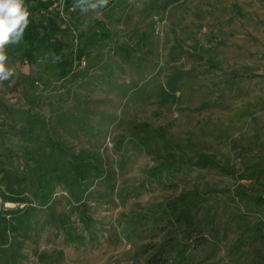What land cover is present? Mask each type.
I'll use <instances>...</instances> for the list:
<instances>
[{
  "label": "rangeland",
  "instance_id": "374dc122",
  "mask_svg": "<svg viewBox=\"0 0 264 264\" xmlns=\"http://www.w3.org/2000/svg\"><path fill=\"white\" fill-rule=\"evenodd\" d=\"M48 11L83 57L65 78L7 62L0 264H264L249 183L192 165L264 152V0L54 2L29 20ZM189 193L200 246L172 220Z\"/></svg>",
  "mask_w": 264,
  "mask_h": 264
},
{
  "label": "trees",
  "instance_id": "16d2710c",
  "mask_svg": "<svg viewBox=\"0 0 264 264\" xmlns=\"http://www.w3.org/2000/svg\"><path fill=\"white\" fill-rule=\"evenodd\" d=\"M54 2L64 5L66 8L74 6L76 10H83L89 3L95 0H23L28 11H35L42 7L53 5ZM47 9V8H46ZM89 11H98L88 9ZM58 14L48 11L38 18L29 20L22 40L17 44H9L6 48L8 60H18L23 64L33 67L40 75L53 73L61 78L69 77L76 68L74 62L79 65L83 57V50L78 45L76 48L67 41L68 28L58 22ZM74 52V53H73ZM73 55V58L71 56ZM58 58V59H57ZM89 67L81 71L86 72ZM198 168L217 169L234 177L236 181L249 183L248 188L240 186L236 191L245 204L252 208L253 214L264 215V152L247 157L241 164L240 171L227 161L220 164L206 155H197L193 164ZM199 196L189 193L181 196L178 204L173 207L172 220L182 226V233L186 234L191 242L200 246L205 237L198 225L197 213L199 212ZM163 252L158 250L149 264H161Z\"/></svg>",
  "mask_w": 264,
  "mask_h": 264
},
{
  "label": "clouds",
  "instance_id": "9594fccd",
  "mask_svg": "<svg viewBox=\"0 0 264 264\" xmlns=\"http://www.w3.org/2000/svg\"><path fill=\"white\" fill-rule=\"evenodd\" d=\"M107 3L108 0H96L83 10H97L105 7ZM29 15L23 0H0V83L14 75V69L7 66L6 48L9 44H17L22 40L29 24ZM96 15H100L99 11H96Z\"/></svg>",
  "mask_w": 264,
  "mask_h": 264
}]
</instances>
